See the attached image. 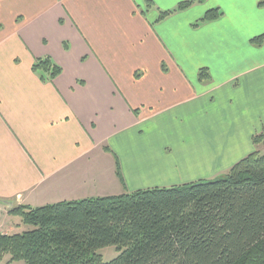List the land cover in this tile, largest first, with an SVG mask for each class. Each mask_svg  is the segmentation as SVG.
I'll list each match as a JSON object with an SVG mask.
<instances>
[{
  "label": "crops",
  "instance_id": "1",
  "mask_svg": "<svg viewBox=\"0 0 264 264\" xmlns=\"http://www.w3.org/2000/svg\"><path fill=\"white\" fill-rule=\"evenodd\" d=\"M151 1L0 0V230L20 225L18 206L211 180L255 151L264 0H203L160 22L187 0ZM45 57L52 82L31 70Z\"/></svg>",
  "mask_w": 264,
  "mask_h": 264
},
{
  "label": "trees",
  "instance_id": "2",
  "mask_svg": "<svg viewBox=\"0 0 264 264\" xmlns=\"http://www.w3.org/2000/svg\"><path fill=\"white\" fill-rule=\"evenodd\" d=\"M202 2L187 0L160 11L157 22ZM146 5L154 6L151 0ZM221 16L218 9L207 11L194 26ZM31 70L42 82L61 74L49 57L36 59ZM198 81H210L207 69L199 70ZM262 143L264 134L252 137L255 147ZM115 164L125 188L116 157ZM9 213L31 229L0 233V262L8 257V264H264V155L254 151L211 180L22 205ZM108 247L118 255L104 263L98 252Z\"/></svg>",
  "mask_w": 264,
  "mask_h": 264
},
{
  "label": "rangeland",
  "instance_id": "3",
  "mask_svg": "<svg viewBox=\"0 0 264 264\" xmlns=\"http://www.w3.org/2000/svg\"><path fill=\"white\" fill-rule=\"evenodd\" d=\"M262 123H264V121H262ZM255 152H258L260 155H264V143L258 145L255 147ZM114 167H116V164H114ZM116 170V169H115ZM226 174V173H225ZM116 175V174H115ZM117 178V176H116ZM117 181L118 183L120 184L118 178H117ZM121 186V185H120ZM1 210V209H0ZM2 211V210H1ZM19 220V219H18ZM20 221V220H19ZM1 229V227H0ZM31 227L29 226H25L21 223L20 221V225L16 227V229L14 230V226L12 227H8V228H2V230H9L8 232H11L12 230L14 232H12V234H15V233H21L22 231L24 230H30ZM0 230V231H2ZM11 234V233H10ZM98 254L102 257V261L104 263H107V262H110L112 261L113 259H115L118 255L116 249L114 247H108V248H104L102 250H100L98 252ZM8 257H5V259L0 263V264H8ZM12 264H23V263H12Z\"/></svg>",
  "mask_w": 264,
  "mask_h": 264
},
{
  "label": "water",
  "instance_id": "4",
  "mask_svg": "<svg viewBox=\"0 0 264 264\" xmlns=\"http://www.w3.org/2000/svg\"><path fill=\"white\" fill-rule=\"evenodd\" d=\"M3 204L8 205L7 203H3Z\"/></svg>",
  "mask_w": 264,
  "mask_h": 264
}]
</instances>
